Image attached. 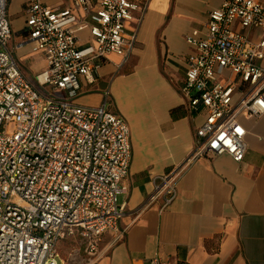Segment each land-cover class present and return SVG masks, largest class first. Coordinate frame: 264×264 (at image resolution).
<instances>
[{
	"label": "built area",
	"instance_id": "built-area-1",
	"mask_svg": "<svg viewBox=\"0 0 264 264\" xmlns=\"http://www.w3.org/2000/svg\"><path fill=\"white\" fill-rule=\"evenodd\" d=\"M66 1L59 8L31 0L25 9L24 44L46 61L31 78L10 45L8 0H0V264H66L61 240L77 236L96 255L105 233L114 241L123 233L129 124L111 109L108 89L96 106L76 98L109 54L130 59L150 0ZM186 40L192 52L180 92L204 119L187 159L153 178L149 203L161 198V209L175 200L179 179L197 158L243 161L248 132L240 117L264 114L263 2L224 0ZM148 264L168 260L156 255Z\"/></svg>",
	"mask_w": 264,
	"mask_h": 264
},
{
	"label": "crops",
	"instance_id": "crops-1",
	"mask_svg": "<svg viewBox=\"0 0 264 264\" xmlns=\"http://www.w3.org/2000/svg\"><path fill=\"white\" fill-rule=\"evenodd\" d=\"M30 1L8 0L14 52V33H23ZM41 1L59 8L68 5L66 0ZM223 1L150 0L130 59L122 63L120 55L109 54L95 82L86 84L87 92L81 96L86 101L80 105H99L107 89L111 106L117 100L116 112L130 127L132 161L127 191L120 200L125 206L122 235L114 241L112 232L105 233L96 255L88 254L79 238L73 264H148L156 255L168 264H264V114L240 117L248 132L243 161L235 162L228 154L197 158L179 179L177 197L167 208L161 209V198L149 203L153 178L183 163L195 147L204 113L191 112L180 92L186 58L192 52L186 36L203 29L208 13ZM86 32L80 34L85 37ZM22 39L18 47L25 36ZM21 67L31 78L43 70L31 75ZM132 82L150 91L147 112L140 120L123 110L120 102L122 91L128 94ZM66 239L60 241L59 250ZM81 250L87 256L84 263L78 258Z\"/></svg>",
	"mask_w": 264,
	"mask_h": 264
},
{
	"label": "rangeland",
	"instance_id": "rangeland-1",
	"mask_svg": "<svg viewBox=\"0 0 264 264\" xmlns=\"http://www.w3.org/2000/svg\"><path fill=\"white\" fill-rule=\"evenodd\" d=\"M22 37H24L23 33H14V49H15V53L17 54V56L19 55H23V58L20 59L19 58V62L22 64V66L26 67V69L29 71V73L31 75L36 74L37 72L41 71L42 69H44V60L43 58L39 57V56H35L32 53H29V48L27 44H23L21 47H18L17 45L19 43H23V39ZM47 93L50 95H53L55 97H62L64 96L63 93H61L59 90H52V89H46ZM77 97L76 98V102L79 104L84 103L85 97ZM118 108L120 109V106L117 102V100L115 99L112 103L111 109L117 111ZM121 200V197H120ZM80 246V240L79 237L77 236H73V237H69L68 239H66L61 245H60V253L61 255L65 258L66 260V264L67 261H70L68 264H73L75 262L74 259H72L74 251L77 250ZM80 256L78 257L79 259H81L82 263L87 261V256L83 253V251H80Z\"/></svg>",
	"mask_w": 264,
	"mask_h": 264
},
{
	"label": "bare ground",
	"instance_id": "bare-ground-1",
	"mask_svg": "<svg viewBox=\"0 0 264 264\" xmlns=\"http://www.w3.org/2000/svg\"><path fill=\"white\" fill-rule=\"evenodd\" d=\"M126 89H128V94L124 95L122 94V91L121 95L124 99H120L123 110L125 109L132 117L140 120V118L147 112L146 95H148L150 91L146 86L140 85L138 82H132L129 84V88Z\"/></svg>",
	"mask_w": 264,
	"mask_h": 264
}]
</instances>
